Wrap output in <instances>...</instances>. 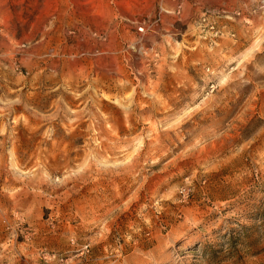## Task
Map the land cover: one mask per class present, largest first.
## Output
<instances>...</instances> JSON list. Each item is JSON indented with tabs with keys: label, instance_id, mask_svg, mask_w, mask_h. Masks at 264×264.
Segmentation results:
<instances>
[{
	"label": "rangeland",
	"instance_id": "rangeland-1",
	"mask_svg": "<svg viewBox=\"0 0 264 264\" xmlns=\"http://www.w3.org/2000/svg\"><path fill=\"white\" fill-rule=\"evenodd\" d=\"M0 264H264V0H0Z\"/></svg>",
	"mask_w": 264,
	"mask_h": 264
}]
</instances>
